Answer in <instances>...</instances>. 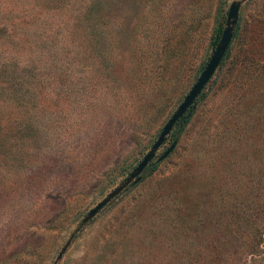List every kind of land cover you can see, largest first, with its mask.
<instances>
[{
    "label": "rangeland",
    "instance_id": "1",
    "mask_svg": "<svg viewBox=\"0 0 264 264\" xmlns=\"http://www.w3.org/2000/svg\"><path fill=\"white\" fill-rule=\"evenodd\" d=\"M230 0H0V264H264V0L153 171ZM222 14L221 17L217 13Z\"/></svg>",
    "mask_w": 264,
    "mask_h": 264
},
{
    "label": "water",
    "instance_id": "2",
    "mask_svg": "<svg viewBox=\"0 0 264 264\" xmlns=\"http://www.w3.org/2000/svg\"><path fill=\"white\" fill-rule=\"evenodd\" d=\"M243 0H230L225 11L224 22L220 29L219 36L213 45L205 63L196 75L193 82L190 84L189 88L185 92L182 99L169 114L165 122L161 125L158 130L154 140L149 145L148 149L143 153L141 158L136 162V164L131 168V170L125 175L115 186H113L108 192H106L95 204L87 209L85 214L80 218L78 226L74 228V231L87 222L104 204H106L110 199H112L116 194L123 190L128 184L135 183L140 179L141 172L148 164V162L153 158L158 147L163 143L166 135L170 132L174 123L182 116L189 107L193 104L196 97L213 74L215 68L219 64L226 48L228 47L230 40L232 38L233 29L238 17L239 6ZM174 141L157 156V160L162 159L166 156L173 148ZM73 232L68 236V238L63 242L57 251L54 260L51 264H54L57 259L60 258L62 252L68 245Z\"/></svg>",
    "mask_w": 264,
    "mask_h": 264
},
{
    "label": "trees",
    "instance_id": "3",
    "mask_svg": "<svg viewBox=\"0 0 264 264\" xmlns=\"http://www.w3.org/2000/svg\"><path fill=\"white\" fill-rule=\"evenodd\" d=\"M217 15H219V17L222 16L221 12L220 13H217ZM237 28H238V24H236L234 26V29H233V33H232V37L235 36L236 32H237ZM220 29H221V24H218L216 26V29L215 31L213 32V36L212 38L209 40V44L213 47V45L215 44L218 36H219V32H220ZM230 44V43H229ZM229 51V45L228 47L226 48L221 60L225 57V55H227ZM192 111H193V108H192V105L189 107V109L187 110V112H185L182 116H180L178 118V120L174 123V125L176 126V131L174 132V135H173V138L177 137V133L179 131H181V129H183L185 127V125L187 124V122L189 121L191 115H192ZM159 163V160H150L148 162V164L145 166L144 169H148L150 172L153 171L157 165ZM129 185H133V184H129Z\"/></svg>",
    "mask_w": 264,
    "mask_h": 264
}]
</instances>
